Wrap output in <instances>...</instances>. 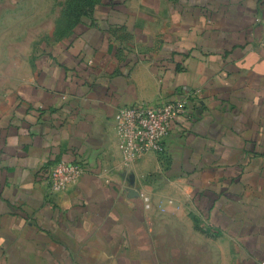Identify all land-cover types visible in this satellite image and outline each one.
<instances>
[{
    "label": "crops",
    "instance_id": "1",
    "mask_svg": "<svg viewBox=\"0 0 264 264\" xmlns=\"http://www.w3.org/2000/svg\"><path fill=\"white\" fill-rule=\"evenodd\" d=\"M43 17L0 25V264H264V0ZM186 91L165 153L125 164L118 110ZM61 160L84 173L55 194Z\"/></svg>",
    "mask_w": 264,
    "mask_h": 264
},
{
    "label": "built area",
    "instance_id": "2",
    "mask_svg": "<svg viewBox=\"0 0 264 264\" xmlns=\"http://www.w3.org/2000/svg\"><path fill=\"white\" fill-rule=\"evenodd\" d=\"M178 100L157 104L137 102L124 106L115 115L118 147L125 164H132L147 153L159 156L165 153V142L176 119L191 114L189 103L193 92ZM84 173L78 161L61 160L50 169L47 177L50 191L58 194L75 186ZM146 207L150 206L149 197L144 196Z\"/></svg>",
    "mask_w": 264,
    "mask_h": 264
},
{
    "label": "rangeland",
    "instance_id": "3",
    "mask_svg": "<svg viewBox=\"0 0 264 264\" xmlns=\"http://www.w3.org/2000/svg\"><path fill=\"white\" fill-rule=\"evenodd\" d=\"M99 0H0V25L5 33L14 34L16 30H26L33 18L50 16L54 19L55 37L69 35L76 21L91 15ZM39 14V16H38ZM24 19L23 23H19ZM18 34V33H17Z\"/></svg>",
    "mask_w": 264,
    "mask_h": 264
},
{
    "label": "trees",
    "instance_id": "4",
    "mask_svg": "<svg viewBox=\"0 0 264 264\" xmlns=\"http://www.w3.org/2000/svg\"><path fill=\"white\" fill-rule=\"evenodd\" d=\"M93 10H94V9H93ZM93 10H92V12H93ZM76 22H77V21H76ZM76 22H75V23H76Z\"/></svg>",
    "mask_w": 264,
    "mask_h": 264
}]
</instances>
